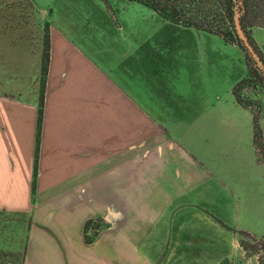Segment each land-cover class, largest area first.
<instances>
[{
	"label": "crops",
	"instance_id": "1",
	"mask_svg": "<svg viewBox=\"0 0 264 264\" xmlns=\"http://www.w3.org/2000/svg\"><path fill=\"white\" fill-rule=\"evenodd\" d=\"M116 1L0 0V251L24 253L23 264L241 259L236 232H264V160L252 113L232 94L247 73L242 52ZM184 68L190 81L178 83ZM189 131L200 132L201 155ZM87 220L98 225L90 242Z\"/></svg>",
	"mask_w": 264,
	"mask_h": 264
},
{
	"label": "trees",
	"instance_id": "2",
	"mask_svg": "<svg viewBox=\"0 0 264 264\" xmlns=\"http://www.w3.org/2000/svg\"><path fill=\"white\" fill-rule=\"evenodd\" d=\"M135 2L158 14L162 20L169 23L192 28L198 31L208 32L219 36L224 42L237 45L244 54V61L247 67L246 75L241 78L232 88V94L236 102L252 113L253 146L259 160H264V145L260 119L264 113L260 111L261 101L256 98L260 90H264V53L258 48L254 41L251 28L260 27L264 29V0H125ZM238 15L241 27L250 43L254 54L244 45L238 37L234 17ZM50 43L47 26L44 28V44L42 50L40 91L36 118L35 150L33 162V187L37 177V161L39 141L42 127L43 102L46 75L49 62ZM256 55V57L254 56ZM246 88L250 89L248 93ZM98 225L93 220L84 223V239L90 242L93 236H88L90 229L96 231ZM242 250L247 253L254 248L253 253L257 254L259 249L263 250L259 262L264 264V232L260 236L252 235L243 230L236 232ZM95 235V232L94 234ZM247 239L260 240V247L249 244ZM23 264L22 254H10ZM263 258V259H261Z\"/></svg>",
	"mask_w": 264,
	"mask_h": 264
},
{
	"label": "rangeland",
	"instance_id": "3",
	"mask_svg": "<svg viewBox=\"0 0 264 264\" xmlns=\"http://www.w3.org/2000/svg\"><path fill=\"white\" fill-rule=\"evenodd\" d=\"M123 1H125V0H123ZM114 2L116 3L117 1L116 0H114ZM120 2V1H119ZM119 2H118V4H119ZM121 2H122V0H121ZM126 3H129L130 4V2H128V1H125ZM133 6H135V5H128V12H134L135 10H137L138 9V7H133ZM145 12L147 13V12H149V9L148 8H146L145 7ZM172 26H175V24H172ZM177 26H180V25H177ZM254 29H256V30H260L258 27H253V28H251V34H252V37H253V39H254V41L256 42V44H257V46H258V48H260L261 49V51L264 53V33H262V32H264V30L263 31H261V33H259V34H256V35H254V32H253V30ZM123 34V33H122ZM240 49V48H239ZM188 50V49H187ZM241 50V49H240ZM241 52H242V55H243V59H244V54H243V51L241 50ZM189 55V54H188ZM183 56V55H182ZM179 60L181 61V62H183L184 61V59H183V57H179ZM185 64H183L182 66H184ZM223 65H221V67H222ZM231 69V66H230V68L229 67H227V65H226V69H225V67H224V71H225V78H229L228 77V71ZM190 72V71H189ZM189 74H188V70H186L185 68L184 69H178V73H175V79L178 81V83H181V82H184V81H187V82H189L190 80H189V76H188ZM171 76V75H170ZM170 76H168V79L167 80H170L171 79V77L173 76V74H172V76L170 77ZM173 76V77H174ZM186 84V83H185ZM184 87V90L186 91V93H185V95H186V97H187V102L188 101H190V97L193 95L194 96V94L192 93V92H190V87L189 86H183ZM246 91L249 93L250 92V89H248V88H246ZM256 94V98L257 99H259L260 101H261V109H260V111L262 112V113H264V90H260L258 93H255ZM188 105H189V102H188ZM263 127H264V124H263ZM174 132H169L170 133V136H172V138L174 137H176L175 135L177 134L178 136L182 133V132H180L179 130L177 131H175V130H173ZM192 132H193V134L194 135H196L197 137L194 139L195 141H196V148H194V152H196L197 153V155H201V149H203L204 151L206 150V148H202V144H201V139H200V132L199 131H189L187 134L188 135H192ZM163 148V147H162ZM207 149H209V153H210V155H209V157H214V158H212V159H210L209 161H208V164H209V166H210V168H212V169H214V170H217V169H215V168H217V166H218V161H217V159H218V155H217V150H216V148L215 147H213L212 149L210 148V147H208ZM213 150V153L211 152ZM206 156V155H205ZM221 167H222V164H221ZM227 167H226V165H224L223 167H222V173H224V174H226V173H228V175L229 176H233V174H234V171H233V169H228V171H227ZM131 174H132V172H131ZM227 175V174H226ZM211 183H213L212 181H210ZM101 222V221H100ZM89 234H87L88 236L90 235V236H95L96 235V231H94L93 229H90L89 231ZM94 232H95V235H93L94 234ZM247 241L249 242V244H251V245H254L255 246V248L256 247H260V240H250V239H247ZM12 244L13 245H16V242H15V240H13L12 241ZM253 250H254V248L252 249H250V251L249 252H247V253H245L244 255H242L241 256V259H233L232 260V263H229L228 262V260L227 259H225V260H222L219 264H262V263H260L259 262V257H262V252H263V250L262 249H259V251H258V253L257 254H255V253H253ZM261 259H263V258H261ZM0 264H19V260L18 259H16L15 257H13V256H11L10 255V253H8V252H1L0 251Z\"/></svg>",
	"mask_w": 264,
	"mask_h": 264
},
{
	"label": "water",
	"instance_id": "4",
	"mask_svg": "<svg viewBox=\"0 0 264 264\" xmlns=\"http://www.w3.org/2000/svg\"><path fill=\"white\" fill-rule=\"evenodd\" d=\"M234 24H235V30H236L238 37L243 41L244 45L254 54V51H253L250 43L248 42L246 35L243 32V29L241 27L238 15H236L234 17ZM254 56L256 57V55H254Z\"/></svg>",
	"mask_w": 264,
	"mask_h": 264
}]
</instances>
